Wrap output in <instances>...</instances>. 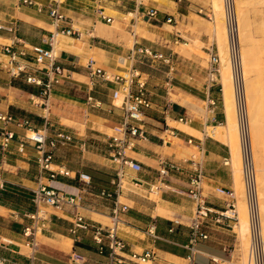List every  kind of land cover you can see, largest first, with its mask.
Returning <instances> with one entry per match:
<instances>
[{
    "label": "crops",
    "instance_id": "0c3cea01",
    "mask_svg": "<svg viewBox=\"0 0 264 264\" xmlns=\"http://www.w3.org/2000/svg\"><path fill=\"white\" fill-rule=\"evenodd\" d=\"M37 1L45 5L49 3L47 0ZM58 1L61 12L70 23L85 31L92 30L94 39L63 35L56 38L59 61L66 76L53 87L48 110L42 102H35V99L41 100L37 87L21 89L18 80L0 70V113L14 115L18 109L35 120H41V126L34 125L36 130L48 132V126H56L69 132L74 137L73 142L80 144L82 162L72 166L69 161L61 159L60 149L54 148L51 165L68 170L70 174L58 175L49 181L39 165L41 153L38 149L31 144L20 147L27 128L0 121V258L5 259L0 264L30 262L32 249L23 229L32 221L25 215L35 211L34 191L42 183L78 196L82 215L104 226H109V221L111 223L115 206L124 208L118 232L129 246L130 257L147 251L155 253L152 260L142 264H231L221 254H211L206 246L207 240L199 243L200 253L194 261L189 260L191 251L187 247L196 210L195 202L186 194L191 171L186 168L184 172L167 178L163 184L158 182L161 160L181 163L196 155L203 170L202 191L215 212L225 210L229 201L217 192V188L234 190L235 187L230 147L227 142L209 134L210 129L224 125L227 120L224 88L209 82V67L193 70L189 60L177 56L174 34L167 29L168 16L175 17L179 9L182 16L189 14L198 3L181 0L179 5L177 0H148L146 5L142 0L147 7L160 11L158 19L147 20L142 16L143 7L130 0ZM98 5L115 8L124 15L129 11L135 17L130 26L125 27L122 23L121 30L114 29L113 25L96 20L93 10ZM0 19L6 25L18 27L14 34L0 30V48L14 44L16 40L28 47L47 48L53 33L57 32L48 13H40L36 7L24 5L21 0H0ZM136 27L142 30L141 35L136 33ZM99 31H104V36L98 35ZM129 34L134 36L133 44ZM205 44L207 54L216 52L215 44ZM140 47L171 56L172 62L168 64L146 58L138 54ZM90 64L115 75L129 77L135 74V81H146L152 100V107L143 115L145 138L137 139L130 153L142 164L143 171L136 173L125 168L121 188L114 184L119 181V166L111 159L109 142L124 123L125 113L120 100L114 99V93L121 90L123 83L102 77L92 79ZM211 100L217 101V107H212ZM3 129L16 133L6 150L1 148ZM80 174L90 176L89 183L81 180ZM133 179L140 183L133 184ZM154 185L159 189H152ZM103 191L113 192L114 198L103 197ZM235 198L237 201L236 194ZM159 208L165 210L167 216L160 214ZM48 211L51 223L38 236L39 247L35 254L38 264H72L73 252L86 258L81 264H105L106 258L98 253L90 234L83 231L77 236L71 234L74 208H49ZM228 226V223H211L208 227L209 241L220 245V252H225L235 237ZM132 260L140 262L138 258Z\"/></svg>",
    "mask_w": 264,
    "mask_h": 264
},
{
    "label": "built area",
    "instance_id": "2783aa9c",
    "mask_svg": "<svg viewBox=\"0 0 264 264\" xmlns=\"http://www.w3.org/2000/svg\"><path fill=\"white\" fill-rule=\"evenodd\" d=\"M21 1L24 5L36 7L40 13H48L57 27V32L53 33L48 43L49 47L47 48L28 47L19 40H16L11 45H2L0 48V70L5 71L13 80H22L31 86L37 87L39 89V98H41L44 108L48 110V101L53 87L59 84L62 78L66 76V71L59 61L56 38L59 35H63L76 39H82L86 36L94 39L95 36L92 30L85 31L71 24L69 19L61 12L58 0H47L49 2L47 5L37 0ZM130 1H134L143 7L142 16L147 20L158 19L160 15L158 9L147 7L142 0ZM223 9L249 221L250 248L248 264H264L263 221L260 208L257 169L251 140L248 94L241 53L240 23L236 0H223ZM93 14L98 22L111 24L114 21V17L106 13L103 5L96 6ZM174 21L175 18L172 16H168L166 19L167 23ZM0 30L14 34L18 30V27L14 24L6 25L0 19ZM137 52L152 60H163L168 64L172 62L171 56H165L149 48L140 47L137 49ZM88 67L92 79L102 77L106 80L112 79L115 82L123 83L121 90L114 93V99L120 100V106L125 113L124 123L121 127L117 128V135L112 136L109 142L111 159L119 166V170L117 171L119 181L114 182V184L118 188H121V177L125 168H129L136 173L143 171L142 164L132 158L130 153L135 148V141L145 138V130L142 125L143 115L145 110L152 107V100L147 90L146 81H135V74L125 77L109 73L103 68L95 67L92 64ZM208 80L212 84L220 85L221 88L223 87L221 83V58L218 51L210 52ZM211 105L215 108L218 103L216 100H211ZM0 121L5 124L13 123L19 127L27 128V133L20 140V147L23 148L25 145L31 144L38 149L41 153L39 165L43 173L47 175L46 178L49 181L55 180L58 175L69 176L70 172L68 170H53L51 164L53 160L52 150L57 148L59 144L73 142L74 137L72 134L65 130H59L55 138L49 141L47 130L42 132L31 128V121L28 118H17L11 114L0 113ZM15 135L14 131L3 129L4 141L1 144L2 150L9 148V143L15 138ZM226 164H229V161ZM186 168L191 171L190 186L186 194L196 204L195 214L190 226V244L187 247L191 251L189 260L194 261L195 256L200 253L198 248L199 243L210 238L208 230L210 224L225 225L228 223V227L234 231L239 224V213L234 190L224 187L217 188V192L229 199L227 207L222 212H215L214 207L208 201V197L203 194L201 187L203 170L201 163L197 161L196 155L190 159L183 160L181 163L161 160L158 182L163 184L167 178L184 172ZM80 179L89 183L90 176L80 174ZM132 181L133 184L140 183L137 179H133ZM153 188L158 190L159 186L154 185L152 186ZM101 195L106 198H114L113 192L103 191ZM33 203L35 211L25 215L32 223L23 229V235L28 239V245L32 249V256L28 264H38L35 257L39 247L38 236L45 232L51 223L49 208L55 210H64L67 207L74 208L73 226L70 229L71 234L77 236L80 231L90 234L97 246L98 253L105 256V264H126L127 262L142 264L147 260H152L155 256L154 252L147 251L142 255L133 254L130 257L129 246L118 232L122 221L121 213L125 211L124 208L115 206L111 217V225L104 226L101 223L88 220L82 215L79 210L81 204L78 196L68 194L61 189L44 183L40 185L38 190L34 191ZM170 231H173V229ZM76 241H78V238H76ZM130 258H138L140 262L134 263ZM70 261L72 264H81L86 261V258L82 254L73 252ZM215 261L217 262V260ZM0 262H5V259L0 258Z\"/></svg>",
    "mask_w": 264,
    "mask_h": 264
},
{
    "label": "rangeland",
    "instance_id": "374dc122",
    "mask_svg": "<svg viewBox=\"0 0 264 264\" xmlns=\"http://www.w3.org/2000/svg\"><path fill=\"white\" fill-rule=\"evenodd\" d=\"M147 1L148 0H144V3L146 4ZM195 1L198 4L196 5L195 8L190 10L189 14L185 13V15L182 16L179 9L178 13L174 17L175 21L172 23H168L169 25L167 26V29L174 34L175 37L174 50L177 56L189 60L190 66H193V70L199 71V68L209 67L210 54H207L204 51V47H206L205 43L209 42L210 45L215 44L216 51H218L221 58V83L224 88V101L226 105L225 110L227 116V120L225 124L220 126L223 127L222 131L224 132V134L225 131L227 132V135L225 136L223 141L227 142L229 140L227 139V137H229L230 140L232 139L231 137L233 134L232 132H234L233 127L236 128V132L238 135L237 145L232 143L233 141L230 140L229 142L231 144L228 142L227 143L229 147H231L230 148L231 168L234 171V180H235L234 192L237 197L239 224L234 230L235 237H233V239L230 241L231 244L225 252H223L222 249H221L222 252H220L219 248L221 246L215 243L214 241H209L210 239L207 240L209 243L206 246L210 250L211 254L217 256L221 254L223 257L229 259L231 264H248L249 248H250L249 222H248L247 208H246L247 215L246 214H245L246 216L244 215V208L247 206H246L245 190L243 183L240 144L238 145L239 134L237 127L236 112H235L233 82L231 79V88L226 86L227 84L223 75V68H222L223 60L229 58L227 33H226L223 8H222L221 0H195ZM177 2L179 5L182 4L180 0H177ZM104 8L107 14H110L114 17L113 23L108 24V25H113L114 29L121 30L123 24L125 27L130 26L132 19L135 17V15L130 14L129 11L127 14L124 15L121 14L119 11H117L115 8L112 7L106 8V6ZM237 9L239 15V22H240V38H241L244 71L246 76L248 104H249V111L251 112V114L250 113L249 114L250 116L252 115V117H250V122H251V126L256 124V127L262 128L261 130L263 131H261V137L264 138L263 137L264 134H262V132L264 133V0H237ZM141 24H144V22H141ZM135 31L138 35L142 34V30L140 29V27H136ZM128 36L130 39V43L133 44L134 36L130 34ZM179 63H181V61ZM230 70H231V66H230ZM16 82L18 87H20L21 89L22 88L29 90L33 89L31 85L23 82L22 80H18ZM229 88L232 96L229 97L228 103L230 102L231 104H233V105L230 104L233 108L228 103H227L228 105L226 104L227 102L226 93L228 92ZM35 102L41 103L42 101L35 99ZM228 106L232 110L229 109ZM14 113H16L13 115L14 117L28 118L31 121V128L33 129H35L34 125L39 127L43 124L41 120H35L31 118V116H29L27 113H23L18 109H16ZM231 114H233V116ZM230 115L232 117H235L233 120L234 122L233 125H231L232 117ZM227 125L229 126L227 127ZM59 130L60 129L57 128L56 126L54 127L48 126L47 136L49 138V141L55 138V135ZM214 130L215 128L210 129L209 132L211 135H212V131ZM191 132L196 134L194 131ZM228 132H230L231 134ZM251 134H252V145H253L254 157L256 162L257 175H258L257 177L259 179V177L261 176L259 174H262L264 172V170H262L264 169V149L263 147L257 148L254 145L252 127H251ZM261 140L264 143L263 141L264 139ZM234 145H236L237 147ZM232 146H234L235 149H233ZM57 148L60 149L59 154L61 156V159L69 161V163L72 166H76L77 164H80V162H82L83 152L80 151V144L74 142L59 144ZM48 149L51 150L50 148ZM238 150H239L238 153L239 157H237L238 154L235 153L236 151L238 152ZM234 155H236L235 157L237 158L235 160L233 158ZM51 168L53 170L60 171V169L55 166H52ZM259 183L260 182H258V188H259L260 208L262 214L263 234H264V210H263L264 202L262 203L264 199H262L263 197L261 196L262 188L260 187ZM152 198H156V196L152 195ZM108 224L111 225L110 221Z\"/></svg>",
    "mask_w": 264,
    "mask_h": 264
},
{
    "label": "bare ground",
    "instance_id": "6f19581e",
    "mask_svg": "<svg viewBox=\"0 0 264 264\" xmlns=\"http://www.w3.org/2000/svg\"><path fill=\"white\" fill-rule=\"evenodd\" d=\"M236 2H237V0H236ZM221 4H222V8H223V0H221ZM238 10V9H237ZM223 13H224V9H223ZM224 18H225V15H224ZM240 23V22H239ZM108 29V28H107ZM106 31V30H105ZM106 32H108V31H106ZM98 35H102V36H104V31H99V33H98ZM145 37V36H144ZM77 46V45H76ZM181 46V45H180ZM241 53H242V48H241ZM242 60H243V57H242ZM222 68H223V75H224V78H225V80H226V86H228V87H230L231 88V73H230V59L229 58H227V59H224L223 60V63H222ZM243 68H244V64H243ZM244 75H245V71H244ZM245 78H246V76H245ZM225 84V83H224ZM230 88H229V90H228V92L226 93V104L228 103V101H229V97H231L232 96V94H231V92H230ZM174 99H175V97H174ZM176 100V99H175ZM234 102H235V100H234ZM229 105L231 104L230 102L228 103ZM227 104V105H228ZM231 105H233V104H231ZM230 105V106H231ZM226 106V105H225ZM232 107V106H231ZM228 108L229 109H231L229 106H228ZM233 108V107H232ZM229 109H228V111H229ZM232 110V109H231ZM230 110V111H231ZM248 110H249V104H248ZM226 111V110H225ZM227 111V112H228ZM231 113H233V112H231ZM249 113L251 114V112L249 111ZM230 114V113H229ZM250 114H249V117H252V115L250 116ZM232 116H233V114H231ZM230 115V116H231ZM231 116V117H232ZM235 116V115H234ZM230 117V118H231ZM234 118L235 117H232V119H231V121H232V124L231 125H233V120H234ZM229 120V119H228ZM252 120V119H251ZM230 125V124H229ZM229 125H227V127L229 126ZM250 125H251V122H250ZM252 127V133H253V138H254V145L257 147V148H262L263 147V149H264V143L262 142V140L261 139H264V138H262L261 137V131H263V130H261L262 128H260V127H256V124H254V125H252L251 126ZM222 128L223 127H215V130L214 131H212V136L215 138V139H222V140H224V138H225V136L227 135V132L225 131V134H224V132L222 131ZM226 129V128H225ZM232 129V128H231ZM233 130H234V132H232L233 134H232V139L230 140V138L229 137H227V139H229L230 141H233L232 143H234V144H236L237 145V137H238V135H237V132H236V128H234L233 127ZM232 130V131H233ZM229 131V130H228ZM231 131V130H230ZM228 133H230V132H228ZM209 134H210V132H209ZM231 134V133H230ZM239 134V133H238ZM262 134H264L263 132H262ZM211 136V135H210ZM263 137H264V135H263ZM229 140L227 141L228 143H230L229 142ZM251 140H252V134H251ZM264 141V140H263ZM226 144V143H225ZM231 144V143H230ZM236 145H234V146H236ZM238 145H239V143H238ZM234 146H232L233 147V149H235V147ZM254 146V147H255ZM237 147V146H236ZM231 148V147H230ZM256 148V149H257ZM232 149V150H233ZM255 149V150H256ZM234 151V150H233ZM257 151V150H256ZM235 153H239V150H238V152L236 151ZM236 155H234L233 156V158H234V160L235 159H237L236 157H235ZM237 157H239V154H238V156ZM255 158V157H254ZM234 162H236V161H234ZM255 164H256V162H255ZM262 170H264V169H262ZM260 173V172H259ZM264 173V172H263ZM262 173V174H263ZM262 174H259V175H261L260 177H259V181L258 182H260L259 184H260V187L262 188L261 190H262V199H264V174H263V176H262ZM258 176V175H257ZM264 201H262V203H263ZM263 206V205H262ZM264 207V206H263ZM165 208V207H164ZM246 208L247 207H245L244 208V215L246 214L247 215V213H246ZM264 210V209H263ZM262 210V211H263ZM160 214H162V215H166V211L165 210H163L162 208L160 209L159 208V211H158ZM167 213H168V211H167ZM169 214V213H168ZM245 215V216H246ZM167 216V215H166ZM249 222V221H248ZM245 225V224H244Z\"/></svg>",
    "mask_w": 264,
    "mask_h": 264
}]
</instances>
